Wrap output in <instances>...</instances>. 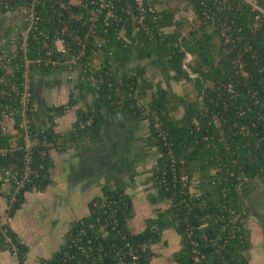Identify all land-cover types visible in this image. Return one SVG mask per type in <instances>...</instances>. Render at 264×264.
Returning <instances> with one entry per match:
<instances>
[{"label": "trees", "instance_id": "obj_1", "mask_svg": "<svg viewBox=\"0 0 264 264\" xmlns=\"http://www.w3.org/2000/svg\"><path fill=\"white\" fill-rule=\"evenodd\" d=\"M51 2L36 7L41 20L26 49L21 41L10 48L8 37L0 49V197L7 203L5 216L0 215V251L13 255L16 264L27 261L29 246L9 219L25 203L26 193L43 192L53 183L52 151L61 154L87 142L101 143L106 121L121 116L146 122L142 149L128 160L129 179L138 174L137 163L154 157L146 177L154 190L148 201L168 204L155 207L144 228L136 231L130 224L135 215L132 194L117 178L105 182L86 202L87 214L70 221L59 247L39 263L153 264L152 246L171 230L179 237L172 253L175 264H250L246 199L264 187V22L251 31L252 12L243 4L235 10L239 3L234 0H229L232 10L221 11L211 0H188L197 20L191 24L176 19L177 8L164 0L167 7L155 19L146 15L142 24H135L133 0H113L121 18L105 23L103 10L91 30L83 19L87 14L72 17L73 11L84 9L53 8ZM23 6V0H0L2 13ZM211 16L215 22L227 21L233 42L223 43ZM169 26L171 30L165 29ZM45 35L53 59H64L55 51L56 36L71 53L83 43L84 54L70 67L45 64ZM238 52L244 73L234 65ZM187 54L192 59L185 67ZM147 64L159 70L162 81L147 76ZM26 72L29 94L24 102ZM56 72L75 73L77 91L64 103L36 108L35 74ZM171 80L191 82L193 95L175 92ZM70 109L75 115L71 127L56 131L57 119ZM6 116L13 131L3 124Z\"/></svg>", "mask_w": 264, "mask_h": 264}, {"label": "rangeland", "instance_id": "obj_2", "mask_svg": "<svg viewBox=\"0 0 264 264\" xmlns=\"http://www.w3.org/2000/svg\"><path fill=\"white\" fill-rule=\"evenodd\" d=\"M171 5L175 6L177 17H184L186 21L195 24L193 16L191 17L192 8L188 0H170ZM21 10H10L5 13L0 12V49L5 44L8 37L9 40L13 37L15 40L11 41V47L17 45L21 40V31L24 30V23L22 22ZM191 18V21H190ZM184 28V34L188 30ZM9 31V36L5 34ZM20 38V40H19ZM71 78H70V77ZM75 77L73 72H56L49 76H42L39 73L35 74V94L36 103L35 107L46 106L50 104H61L66 102L68 94L74 92L72 80ZM190 86V84H189ZM191 87V86H190ZM189 92L192 93L190 90ZM86 99H90V94H86ZM82 104V102H80ZM74 109H70L67 113L58 119L59 130L62 132L67 131L71 127L74 120ZM120 122H128L130 124L127 129L121 127V123L116 124V127L121 132L119 137H115L112 133V128L107 127L104 135V142L98 146L94 153L91 152V159L80 160L76 162L77 165H71L73 154H69V161L65 164L55 151L56 168L52 176L53 179L58 180L49 185L43 192H28L26 193V201L24 205L16 212V214L9 219L12 228L18 235L30 245L28 258L25 264H40V257H50L52 253L59 247L64 239V232L69 227V222L87 214V200L94 194L98 193L97 182L100 180L105 183L106 171L110 163H114L117 168H122L121 163L125 164L128 158L142 147V137L145 132L146 122H129L122 118ZM4 126L13 131L12 120L6 116L3 121ZM123 130V131H121ZM123 133H127L121 136ZM124 138V139H122ZM98 150V151H97ZM82 152V151H81ZM78 155V154H77ZM83 155V153L81 154ZM59 157V158H58ZM79 158V157H78ZM111 158V159H110ZM155 158H148V165L154 163ZM68 172L65 176L62 175L63 164H69ZM91 163V164H90ZM102 163V165H101ZM108 163L107 167L102 171H96L104 164ZM71 166V167H70ZM89 166V169L86 167ZM74 167V168H73ZM128 169V168H127ZM121 170V169H120ZM119 170V171H120ZM109 173V171H108ZM123 176L122 171H120ZM146 176V175H145ZM65 177L66 190L65 193L58 189V183ZM143 177H138L140 181L136 186L135 195V215L131 219L130 224L136 231L144 228V219L148 216L154 215L155 207H165L168 203L159 201L155 205L150 204L148 201L147 185L143 183ZM75 179L77 182H74ZM128 182V178L124 177ZM97 181V182H96ZM88 182H96V185L88 187ZM56 185V186H55ZM134 186V187H135ZM65 190V189H64ZM77 191V192H76ZM248 206L247 227L250 230L251 247L250 264H264V187L253 192L246 199ZM7 203L4 197H0V215L5 216ZM74 209V210H73ZM73 214V215H72ZM66 229V230H65ZM178 235L171 230H165L162 240L152 246L155 252L153 264H175L173 261L172 253L179 247ZM29 242V243H28ZM8 252V251H7ZM0 253V264H16L15 258L13 259L9 254Z\"/></svg>", "mask_w": 264, "mask_h": 264}, {"label": "built area", "instance_id": "obj_3", "mask_svg": "<svg viewBox=\"0 0 264 264\" xmlns=\"http://www.w3.org/2000/svg\"><path fill=\"white\" fill-rule=\"evenodd\" d=\"M10 1V0H6ZM46 0H23L24 6L22 7V22L26 24V27L24 30L21 31V48L26 49L27 46V39L29 37L30 32H34L37 29V26L39 24V21L41 20L40 15L36 11V7L39 5H42ZM52 4L51 7L55 8V5H59L61 8L64 9H70L72 7H81L84 10H80L79 13H76L73 11L72 17H75L76 19H80L82 15L85 13L86 18L85 21H88L90 23V29L92 30L95 27V21L98 20L99 14L106 10V14L104 17L105 23H107V20L109 18H116L120 19V16H117L115 12L114 2L113 0H51ZM164 1V0H159ZM238 2L237 7L235 10H239L241 8L240 4L247 5L250 9V11L253 14V21L250 25L251 31H256L261 27V25L264 22V0H234ZM54 2V3H53ZM149 0H133V3L135 5V9L137 11V14L131 13V17L133 22L135 24H142L144 22V19L146 15H152V18H156L159 10L155 7V5H152L148 3ZM201 3H204V0H200ZM205 4V3H204ZM212 6H214L219 11L221 10H232L233 6L229 2V0H211ZM122 10V7H121ZM124 11H128L127 9H124ZM211 19L213 22H215V18L211 16ZM232 23V20L231 22ZM215 27H217L219 36L223 39L224 44H229L234 41V37L230 34V25L227 24V21H220L218 18V21L214 23ZM66 30V26L62 28V33H64ZM236 32H241V27H236ZM40 34H43L42 31H39ZM44 35V34H43ZM35 33L33 38H35ZM44 44L43 46L47 47L46 39L49 38V35H45L44 37ZM15 39L12 37L11 41H14ZM84 47L85 45L82 43L81 47L76 51L71 53L70 48L65 45L63 42V38L56 36L55 39V51L60 52L64 59H53L51 56L54 53V49L47 47L46 50V56L47 58L44 60L45 64L51 63L53 66L58 64H66L69 67L72 66V64L76 63L80 56L84 54ZM246 47V46H245ZM247 49V48H246ZM250 49V46H248V50ZM192 59V55L187 54V57L184 61V66L187 67V63ZM37 62H41L40 58L36 59ZM234 65L237 67L238 70L243 71V61L241 59V52H238L237 57L234 59ZM25 81H24V93H23V101H26V98L29 94L28 88H29V75L26 72L25 75ZM70 77V76H69ZM71 78V77H70ZM228 90L230 91L232 86L231 84H228L227 86ZM77 90L74 89V92ZM25 124V123H24ZM31 141L27 140V147L31 145ZM183 180L187 181V175L184 174L181 176ZM198 183L197 180L193 181L192 184L196 185Z\"/></svg>", "mask_w": 264, "mask_h": 264}, {"label": "crops", "instance_id": "obj_4", "mask_svg": "<svg viewBox=\"0 0 264 264\" xmlns=\"http://www.w3.org/2000/svg\"><path fill=\"white\" fill-rule=\"evenodd\" d=\"M155 1V0H154ZM164 1H159V0H156V3H154L155 4V7L159 10V11H161V10H163L164 8H166L167 7V5H166V3H163ZM189 15H191V17L193 16V21H197L196 20V15H195V13H194V11H191V14H189ZM175 18L176 19H179V17H177V14H175ZM181 18H184V17H181ZM190 21H191V18H190ZM165 29H168V30H171L172 29V26H169V27H167V28H165ZM143 63H145V62H143ZM146 74H147V76L153 81V82H156V81H162V75H161V73L159 72V70L158 69H156V68H154L153 66H151L150 64H147L146 65ZM170 83H171V87H172V89L175 91V92H177V93H179V94H183V93H185V94H191V96L193 95V89H192V84H191V82H185V81H182V82H175V81H170ZM161 84H162V86L163 87H165L164 86V84H163V82H161ZM189 84H190V86H189ZM192 91V93L191 92H189V91ZM180 112H179V110L175 113V115H177V114H179ZM61 118V117H60ZM75 118V117H74ZM118 119L117 120H107L106 121V124H105V126H104V131H103V137H104V135H105V133H106V128L107 127H110V128H112L111 130H112V133L115 135V137H119L120 136V134H121V132L119 131L120 129H118L117 127H116V124H119V123H121L122 124V122H120V121H118L120 118H119V116L117 117ZM59 119V118H58ZM58 119H57V122H58V125H57V127H56V131H59V132H62V131H60L59 129V121H58ZM125 120H128V119H126L125 118ZM74 121V120H73ZM129 121V120H128ZM130 122V121H129ZM132 122V121H131ZM134 123V122H133ZM130 126V124L128 123V122H123V124L121 125V127H125V129H127V127H129ZM131 127V126H130ZM121 131H123V130H121ZM125 134H127V133H123L121 136H123V135H125ZM122 139H124V138H122ZM104 142V140L101 142V143H99V144H92V143H89V142H87V143H85L84 145H82V146H80V147H78V148H73V147H71V148H68L67 149V151L66 152H64V153H61V154H59L58 152H56L61 158H59V159H61V161L62 162H65V164L66 163H68V161H69V159H71V158H69V154H73V158H72V161H71V165H77V164H75L76 162H78V161H80V160H88V162H89V160L92 158L91 157V155H90V153L91 152H93L94 153V149L96 150V148H98V146H101V144ZM141 149H142V147H141ZM140 150V149H139ZM82 151V152H81ZM98 151V150H97ZM138 151V150H137ZM55 152H53L52 151V156H53V159H54V167H53V169H52V176H53V174H54V170H55V168H56V157H55ZM83 153V155H81ZM136 153V151L132 154V155H134ZM78 154V155H77ZM92 154V153H91ZM132 155L130 156V158L132 157ZM79 157V158H78ZM130 158H128L127 159V161L125 162V164H123V163H121L122 165H125L126 167H124V166H122V168H117V166L114 164V163H112V162H108V163H110V166L108 167V169H106L105 167H107V165H108V163H106V164H104V167L102 166V167H100V168H98L96 171H102V169L103 168H105L104 169V171H106V176H108L107 178H106V181L105 182H108V181H113V179H115V178H117L122 184H124L125 185V187H126V191L128 192V193H130V194H132V196H133V201H134V208H135V195H136V193L134 192V190H136V186L138 185V183L140 182L139 180H138V177H140V176H144L143 177V183H144V185L146 186L147 185V187H148V191H151V190H153L152 188H150V183H148L147 182V180H146V177L149 175V173H148V170L151 168V166L153 165V163H152V165H148V168H146V164H148V159H147V161H140L139 163H137V165H136V170H137V172H138V174L135 176V179H134V181H131L130 179H129V173H130V167H129V165H128V160L130 159ZM111 159V158H110ZM65 164H63L64 166H62V175L63 176H65V174H66V172H68V167H69V165H70V162H69V164H67V165H65ZM91 164V163H90ZM101 165H102V163H101ZM71 167V166H70ZM74 168V167H73ZM87 169H89V166H87L86 167ZM128 168V169H127ZM122 171V174H123V176L124 177H127L128 178V182H126V180H124V177H122L121 176V173H120V171ZM108 171H109V173H108ZM146 175V176H145ZM73 180H75V179H73ZM57 181L58 180H56V179H53V182L56 184L57 183ZM66 179H65V177H63V179L61 180V181H59V183L57 184L58 185V189L61 191V192H64L65 193V191H67L66 190V187H65V185H66ZM74 182H77L76 180L74 181ZM97 182V181H96ZM96 182H88L87 184H88V187L90 186V187H92V186H94V185H96ZM98 184L96 185L97 186V188H99V190H98V193H96V194H99L100 193V187H101V185L103 184V182H101L100 180L97 182ZM136 185V186H135ZM56 186V185H55ZM135 186V187H134ZM65 189V190H64ZM154 191V190H153ZM77 192V191H76ZM96 194H94V195H96ZM149 194V193H148ZM94 195H92L91 197H93ZM90 197V198H91ZM89 198V199H90ZM88 199V200H89ZM87 200V201H88ZM157 204V203H156ZM24 205V204H23ZM22 205V206H23ZM157 207H159V206H157ZM74 210V209H73ZM73 215V214H72ZM72 221V220H71ZM70 223V222H69ZM66 230V229H65ZM66 232V231H65ZM64 232V233H65ZM164 233V232H163ZM178 239H179V237H178ZM27 240H25V242H26ZM29 243V242H28ZM29 246V250H30V245H28ZM6 252L7 251H0V253H4V254H6ZM7 254H9L13 259H14V256L13 255H11L9 252H7Z\"/></svg>", "mask_w": 264, "mask_h": 264}]
</instances>
